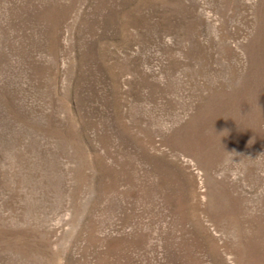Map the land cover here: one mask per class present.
I'll list each match as a JSON object with an SVG mask.
<instances>
[{"label":"rangeland","instance_id":"rangeland-1","mask_svg":"<svg viewBox=\"0 0 264 264\" xmlns=\"http://www.w3.org/2000/svg\"><path fill=\"white\" fill-rule=\"evenodd\" d=\"M0 264H264V0H0Z\"/></svg>","mask_w":264,"mask_h":264}]
</instances>
